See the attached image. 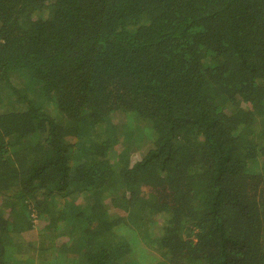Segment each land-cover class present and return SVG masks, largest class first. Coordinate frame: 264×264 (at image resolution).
Masks as SVG:
<instances>
[{"label": "trees", "instance_id": "16d2710c", "mask_svg": "<svg viewBox=\"0 0 264 264\" xmlns=\"http://www.w3.org/2000/svg\"><path fill=\"white\" fill-rule=\"evenodd\" d=\"M130 235L264 264V0H0V264H142Z\"/></svg>", "mask_w": 264, "mask_h": 264}, {"label": "rangeland", "instance_id": "374dc122", "mask_svg": "<svg viewBox=\"0 0 264 264\" xmlns=\"http://www.w3.org/2000/svg\"><path fill=\"white\" fill-rule=\"evenodd\" d=\"M113 122L115 124H125L126 122H130L127 121V118H125L124 116L120 117V116H116L114 117ZM145 144H142L140 142H138V145L141 144V149L145 150L147 147L151 146V139L148 138V141H144ZM138 147V148H139ZM120 145H118L117 149H120ZM139 151H136L135 153H132L131 155V161H134L136 159L139 158ZM118 205V204H117ZM116 205V206H117ZM110 210H114L113 207L110 209L108 208V212H112ZM46 221L40 220V219H36L33 217L32 220V227L29 230H23L21 232V237L25 242H31L35 245L39 244L41 245L42 243L45 244V258H50L53 256H56L61 250L58 246H54L50 247L47 244H53V235L49 232L50 230L47 229V224H45ZM63 228V224L59 226L58 231H62ZM72 234V232H67V237H69ZM155 234V233H154ZM131 238L130 240L133 241V245L132 248L134 249V251L137 253L135 254V256L139 259L142 260V264H157V261L161 262L162 261V257L159 253V251H157L156 249H154L151 245L147 246L145 242H143L142 240H140L137 237H134L132 235H130ZM67 237L60 239L61 241H57L58 244L63 243ZM67 241V240H66ZM65 241V242H66ZM137 249V250H135Z\"/></svg>", "mask_w": 264, "mask_h": 264}]
</instances>
